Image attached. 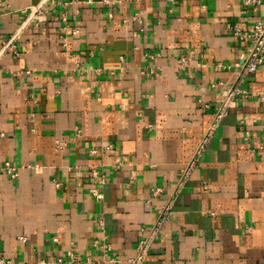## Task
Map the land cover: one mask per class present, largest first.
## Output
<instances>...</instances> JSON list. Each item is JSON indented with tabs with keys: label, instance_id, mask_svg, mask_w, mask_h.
I'll return each instance as SVG.
<instances>
[{
	"label": "crops",
	"instance_id": "1",
	"mask_svg": "<svg viewBox=\"0 0 264 264\" xmlns=\"http://www.w3.org/2000/svg\"><path fill=\"white\" fill-rule=\"evenodd\" d=\"M262 18L238 0H0V168L18 169L0 171V264H127L236 83L146 264H264V66L242 76L234 29Z\"/></svg>",
	"mask_w": 264,
	"mask_h": 264
},
{
	"label": "built area",
	"instance_id": "2",
	"mask_svg": "<svg viewBox=\"0 0 264 264\" xmlns=\"http://www.w3.org/2000/svg\"><path fill=\"white\" fill-rule=\"evenodd\" d=\"M243 7H250L252 9L258 8L260 5L264 4V0H238ZM235 31L239 33L238 37L242 39H246L249 45V51L245 57L241 65L242 76H249L255 73L258 68L264 66V18L255 22L252 26L250 32L240 33V30L235 28ZM179 65L184 64V60L181 59L178 61ZM245 96V92L239 88V85L236 83L230 87H227L223 92L219 104L215 107L213 117L211 120V125L205 132L203 138L201 139V143L195 151L194 157L190 161V163L180 172L179 179L173 184L172 191L170 192L169 199L166 204L161 207L157 211V219L154 224L150 226L148 229L144 231L142 237L136 243L135 247V255L127 261V264H146L147 258L149 256V251L152 247V244L155 240V237L158 235L157 233L161 229L162 224L168 219V213L170 208L177 196L178 193L184 188L188 180V176L190 175V171L196 162L197 156L202 151L203 147L207 143V139L212 134L213 129L219 121L225 117V115L229 112V110L234 107L235 100L240 96ZM58 145V143H57ZM59 146V145H58ZM91 153H95L91 151ZM116 167L120 165V161L116 160ZM0 171L3 174L8 175L10 178L14 179L18 176V169L10 164L9 161H4L3 166L0 168ZM92 177L94 180L104 181L102 175H97V173H93ZM162 189L160 187H154L151 190V194L157 195L160 194ZM93 196L98 199L100 198V193L97 190H92Z\"/></svg>",
	"mask_w": 264,
	"mask_h": 264
},
{
	"label": "water",
	"instance_id": "3",
	"mask_svg": "<svg viewBox=\"0 0 264 264\" xmlns=\"http://www.w3.org/2000/svg\"><path fill=\"white\" fill-rule=\"evenodd\" d=\"M34 14H35V13H32L31 16L33 17ZM30 19H31V18H29L27 21H29ZM27 21H26V22H27ZM26 22H25V24H26Z\"/></svg>",
	"mask_w": 264,
	"mask_h": 264
}]
</instances>
